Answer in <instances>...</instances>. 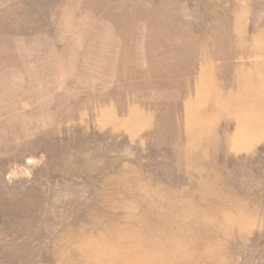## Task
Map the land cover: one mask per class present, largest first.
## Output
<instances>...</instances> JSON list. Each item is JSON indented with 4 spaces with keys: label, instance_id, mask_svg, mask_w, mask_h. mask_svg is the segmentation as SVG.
<instances>
[{
    "label": "rangeland",
    "instance_id": "obj_1",
    "mask_svg": "<svg viewBox=\"0 0 264 264\" xmlns=\"http://www.w3.org/2000/svg\"><path fill=\"white\" fill-rule=\"evenodd\" d=\"M0 264H264V0H0Z\"/></svg>",
    "mask_w": 264,
    "mask_h": 264
}]
</instances>
